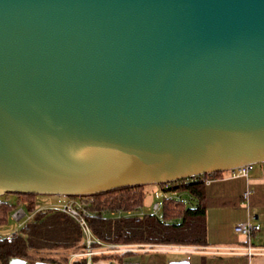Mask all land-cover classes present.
Segmentation results:
<instances>
[{
  "label": "water",
  "instance_id": "1",
  "mask_svg": "<svg viewBox=\"0 0 264 264\" xmlns=\"http://www.w3.org/2000/svg\"><path fill=\"white\" fill-rule=\"evenodd\" d=\"M260 163L264 0H0V196Z\"/></svg>",
  "mask_w": 264,
  "mask_h": 264
},
{
  "label": "trees",
  "instance_id": "2",
  "mask_svg": "<svg viewBox=\"0 0 264 264\" xmlns=\"http://www.w3.org/2000/svg\"><path fill=\"white\" fill-rule=\"evenodd\" d=\"M223 173L159 185L167 194L190 195V198L165 196L159 214H138L144 205L146 185L82 196L90 200L92 214L88 218L89 225L97 238L110 244L206 246V182L208 177ZM37 196L14 193L0 196V228L9 225L13 212L18 208H23L29 215V219L11 235L0 234L2 264H9L14 257L31 262L70 264V254L84 248V237L78 223L62 211L42 207ZM192 199L196 201L193 205L190 204ZM127 254L130 253L105 254L95 257V262H123ZM71 264H86V259H75Z\"/></svg>",
  "mask_w": 264,
  "mask_h": 264
},
{
  "label": "crops",
  "instance_id": "3",
  "mask_svg": "<svg viewBox=\"0 0 264 264\" xmlns=\"http://www.w3.org/2000/svg\"><path fill=\"white\" fill-rule=\"evenodd\" d=\"M206 185L208 244L202 247L182 246L177 250L169 249L185 255L174 260H188L190 264H264V253L251 257L247 255L244 250L247 238L235 232L237 224L254 214L255 221L261 225V231L253 235L252 243L255 247L264 248V245L255 243L256 240L263 239L264 164H256L248 177H233L231 171L208 177ZM248 190L251 194L248 201H245L243 194ZM168 196L190 198L187 193ZM190 201L191 205L196 203L194 199ZM158 252L162 253L158 250L141 252V256L130 257L127 264H167L165 259L158 256Z\"/></svg>",
  "mask_w": 264,
  "mask_h": 264
},
{
  "label": "built area",
  "instance_id": "4",
  "mask_svg": "<svg viewBox=\"0 0 264 264\" xmlns=\"http://www.w3.org/2000/svg\"><path fill=\"white\" fill-rule=\"evenodd\" d=\"M264 164V163H262ZM256 164H248L237 169L232 170L233 177H248L255 168ZM251 191L248 190L243 194V199L248 201ZM90 200L86 197L80 196L71 197L66 202H63L59 205H53L52 208L59 211H62L69 216H71L80 226L85 246L81 251H76L70 254V264L73 260L79 258H85L86 264H116L114 261L109 262H101L96 263L95 257L102 256L105 254H114V253H137V252H148L153 250H167V249H157L155 248L157 245L151 244H110L106 243L99 238H97L89 225L88 218L92 214L89 209ZM161 211V204H156L153 207V213L159 214ZM12 219L16 222H19V225H22L27 219H29V215L23 208L16 209L12 214ZM261 231V225L255 221L254 214H250L249 218L237 224L235 226V232L239 235L245 236L247 247L244 249L246 254L250 257L253 255H258L264 253V248L255 247L252 243V237L255 233ZM159 247H167L168 249H179L177 246H159ZM238 250V249H237Z\"/></svg>",
  "mask_w": 264,
  "mask_h": 264
},
{
  "label": "rangeland",
  "instance_id": "5",
  "mask_svg": "<svg viewBox=\"0 0 264 264\" xmlns=\"http://www.w3.org/2000/svg\"><path fill=\"white\" fill-rule=\"evenodd\" d=\"M145 191H146V197H145L144 205L141 208V210L138 211V214L140 215H143L144 213H152L153 207L158 203L161 204L163 198L168 195L166 192L162 190V188L159 185H154V184L146 185ZM37 198L42 207H52L53 205H59L62 204L63 202H66L71 197L64 195H38ZM77 198H80V196H77ZM18 227H20L19 222H16L14 219H12L6 228H0V234L4 236L11 235L13 231H15ZM262 236L263 239H258L255 241L257 245H264V226H263ZM156 245L157 246L155 248L157 249H167V250H161L162 253L158 252V256H160L162 259H165V263L167 264H171L172 262L176 261L174 260L176 258H181L185 256L179 252L171 251L167 247H159V246H163L164 244H156ZM164 246H168V245H164ZM141 254H142L141 252L127 254L124 257L123 262L117 261L116 264H127L128 259L130 257L132 256L138 257L141 256Z\"/></svg>",
  "mask_w": 264,
  "mask_h": 264
}]
</instances>
